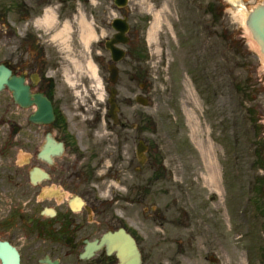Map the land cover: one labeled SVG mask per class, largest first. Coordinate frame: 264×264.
<instances>
[{"label": "rangeland", "instance_id": "obj_1", "mask_svg": "<svg viewBox=\"0 0 264 264\" xmlns=\"http://www.w3.org/2000/svg\"><path fill=\"white\" fill-rule=\"evenodd\" d=\"M12 1L0 0V10L6 6L12 11L10 26L0 21V61L7 60L11 45L29 32L18 21ZM27 1L35 10L46 2L57 5L61 15L78 10V16L86 14L100 31L101 41L89 52L99 65L98 85L87 73L69 77L63 70L69 62L60 47H73L83 61L82 47L91 42L79 35V17L71 33L69 26L57 37L64 44L51 45L45 35L42 39L59 65L54 77L69 132L78 141L79 164L100 166L94 174L101 179L100 192L112 198L116 209L140 218L148 259L163 264H243L249 255L254 264H262L264 169L259 167L264 152L255 155L251 146L254 130L261 131L258 139L264 140V57L242 13L263 0H220L219 21L206 8L214 0H129L125 9H118L114 0ZM51 14L50 26L44 18L36 23L56 26L57 17ZM125 15L131 40L124 46L127 57L119 63L121 112L120 123L114 124L107 116L110 53L104 41L115 33L113 18ZM206 27L212 29L211 37ZM234 41L240 42L241 55ZM193 70L205 76L200 88ZM142 93L151 99L147 106L135 101ZM189 110L198 117L196 131L189 124ZM252 116L260 129L250 122ZM142 138L149 144L150 159L139 169L135 151ZM213 168L217 186L206 180Z\"/></svg>", "mask_w": 264, "mask_h": 264}, {"label": "flooded vegetation", "instance_id": "obj_2", "mask_svg": "<svg viewBox=\"0 0 264 264\" xmlns=\"http://www.w3.org/2000/svg\"><path fill=\"white\" fill-rule=\"evenodd\" d=\"M26 42L12 44L5 63L27 89L21 100L9 87L0 93V264H15V253L18 264H163L148 259L140 219L100 192V166L79 164L51 73L58 62L40 36ZM40 98L52 103L49 123ZM48 138L65 147L60 155L51 151V160L41 155Z\"/></svg>", "mask_w": 264, "mask_h": 264}, {"label": "water", "instance_id": "obj_3", "mask_svg": "<svg viewBox=\"0 0 264 264\" xmlns=\"http://www.w3.org/2000/svg\"><path fill=\"white\" fill-rule=\"evenodd\" d=\"M127 1L128 0H115V3L118 6H125L127 4ZM247 24L251 29L255 40L260 45L261 51L264 53V4L259 5L250 13ZM112 25L118 31V33L112 40L106 43V46L111 49L114 60L118 61L125 55V51L116 47L115 43H126L129 41V37L126 36V32L129 30V24L126 19L117 18L113 21ZM110 68L112 70L111 81L115 83L118 79V69L113 65ZM21 84L22 81L20 78L13 76L9 68H7L5 65L0 64V91L6 85L16 86L20 88L19 86H21ZM18 90L19 89H17V91ZM115 95L116 89H112L110 98L111 109L109 113L110 116L114 118V120H117V111L119 108L116 103ZM137 100L143 104H146L148 102V100L143 97H138ZM50 111L51 109L48 106V116H51ZM18 258V254L15 253V264H18Z\"/></svg>", "mask_w": 264, "mask_h": 264}, {"label": "bare ground", "instance_id": "obj_4", "mask_svg": "<svg viewBox=\"0 0 264 264\" xmlns=\"http://www.w3.org/2000/svg\"><path fill=\"white\" fill-rule=\"evenodd\" d=\"M248 15L249 12H244L242 13V19L244 21V23H246V20L248 19ZM54 18L52 17V14L50 12H48V14L45 16L44 21L48 24V26H50L53 22ZM158 20L156 19V21L152 24L151 26V32L153 33L154 31H156L157 26H158ZM81 27L83 29V34H82V39L85 42H89L91 38H93L94 34L91 31V27L89 26L88 23L84 22L83 20H81ZM69 30V26L68 24L64 25L62 31H60L59 33H57L55 35V37H59L61 35L64 34V32ZM257 47V46H256ZM90 74L91 77L93 79V82L96 83L97 85L99 84V79H98V74H97V70L96 67L94 65L91 66V70H90ZM187 115H188V121L189 124L191 125V127L193 128L194 131H196V123H198L196 120L198 119V117H196L192 114V112L189 110L187 111ZM206 180L207 182L211 185H218V181H217V171L215 170V168L211 169V172L208 173V175L206 176Z\"/></svg>", "mask_w": 264, "mask_h": 264}, {"label": "trees", "instance_id": "obj_5", "mask_svg": "<svg viewBox=\"0 0 264 264\" xmlns=\"http://www.w3.org/2000/svg\"><path fill=\"white\" fill-rule=\"evenodd\" d=\"M15 5H17L18 7H24L25 6V4H24V2L23 1H15V3H14ZM219 3H218V1H212V2H209L208 4H207V8H208V11L210 12V13H212V12H214V17H215V19L217 20L218 19V21H219V19H221V15H220V13H219V9H222V6H220V5H218ZM216 7H217V9H216ZM219 10V11H218ZM27 11V10H26ZM208 35H209V37H211L212 35H213V32H212V30H208ZM214 36H216V35H214ZM222 37L224 38V39H226V34L225 33H223L222 34ZM234 44L236 45V51L238 52V54H240L241 55V53H242V50H241V46L239 45L240 44V42L239 41H237V42H235L234 41ZM244 54H242V56H243ZM194 81H195V83H196V85L198 86V88H200L201 87V80H202V77L201 76H199V74H198V76L197 75H195L194 74ZM200 82V83H199ZM239 83V84H238ZM236 85H237V91L238 92H241L242 90H243V88H242V84H241V82H237L236 83ZM249 110L253 113L254 112V110H253V108H249ZM256 114H257V112H255ZM250 118V117H249ZM257 121H258V118L255 116H252V118L250 119V122H252L254 125H255V128L256 129H260V125L259 124H257L256 125V123H257ZM254 133H253V145L255 146V148H254V152H255V154H260V153H262V152H264V147H263V143H264V140H261L260 141V139H258V137H259V135L261 134V131H259V130H254L253 131ZM260 157V156H259ZM264 159V158H263ZM260 167L261 168H264V163H262V164H260Z\"/></svg>", "mask_w": 264, "mask_h": 264}]
</instances>
